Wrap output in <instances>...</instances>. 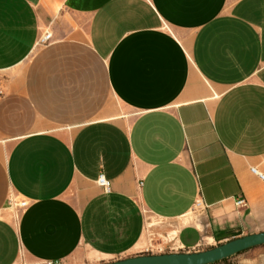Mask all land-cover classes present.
<instances>
[{"label":"crops","instance_id":"1","mask_svg":"<svg viewBox=\"0 0 264 264\" xmlns=\"http://www.w3.org/2000/svg\"><path fill=\"white\" fill-rule=\"evenodd\" d=\"M152 222L264 231V0H0V264L127 259Z\"/></svg>","mask_w":264,"mask_h":264},{"label":"water","instance_id":"2","mask_svg":"<svg viewBox=\"0 0 264 264\" xmlns=\"http://www.w3.org/2000/svg\"><path fill=\"white\" fill-rule=\"evenodd\" d=\"M262 245L264 246V231L243 235L206 250L156 255L139 254L127 259L100 264H214Z\"/></svg>","mask_w":264,"mask_h":264},{"label":"rangeland","instance_id":"3","mask_svg":"<svg viewBox=\"0 0 264 264\" xmlns=\"http://www.w3.org/2000/svg\"><path fill=\"white\" fill-rule=\"evenodd\" d=\"M199 210H193V216H198ZM161 223L152 222L149 225L147 231V239L149 240V246L142 254L156 255L167 254L177 252H195L200 250L210 249L219 244H213L210 241L205 240V235H202V239L198 243H194L189 247H186L182 242L178 240V233L176 226L173 227H161ZM217 264H264V246H258L233 255L225 262H219Z\"/></svg>","mask_w":264,"mask_h":264},{"label":"built area","instance_id":"4","mask_svg":"<svg viewBox=\"0 0 264 264\" xmlns=\"http://www.w3.org/2000/svg\"><path fill=\"white\" fill-rule=\"evenodd\" d=\"M49 40H50V34L49 33H44L43 35H41L39 37V39H38V45L45 44ZM250 173L251 174H255L259 179H263V176L261 174H258L256 172V170L253 169V168L250 170ZM98 184L101 185L104 188V190L108 191L109 184L102 177H100L98 179ZM244 203H245L244 199L239 198L238 200H236V203L235 204H236V206H242V205H244ZM27 205H28V202L26 200H21L19 202H16L15 207L16 208L23 209ZM202 209H204L203 203L201 201H197L194 204V210H202ZM18 264H24V263H18ZM45 264H63V263L61 261H54V262H47Z\"/></svg>","mask_w":264,"mask_h":264},{"label":"trees","instance_id":"5","mask_svg":"<svg viewBox=\"0 0 264 264\" xmlns=\"http://www.w3.org/2000/svg\"><path fill=\"white\" fill-rule=\"evenodd\" d=\"M243 252V251H242ZM241 253V252H240ZM239 254V253H238ZM230 258V257H229ZM228 259V258H227ZM227 259H225V260H221V261H219V262H225ZM219 262H216V263H214V264H217V263H219Z\"/></svg>","mask_w":264,"mask_h":264}]
</instances>
